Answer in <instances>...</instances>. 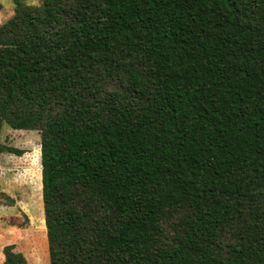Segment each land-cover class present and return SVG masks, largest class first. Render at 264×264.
I'll list each match as a JSON object with an SVG mask.
<instances>
[{
  "label": "trees",
  "instance_id": "obj_1",
  "mask_svg": "<svg viewBox=\"0 0 264 264\" xmlns=\"http://www.w3.org/2000/svg\"><path fill=\"white\" fill-rule=\"evenodd\" d=\"M4 124L50 264H264V0H14Z\"/></svg>",
  "mask_w": 264,
  "mask_h": 264
},
{
  "label": "rangeland",
  "instance_id": "obj_2",
  "mask_svg": "<svg viewBox=\"0 0 264 264\" xmlns=\"http://www.w3.org/2000/svg\"><path fill=\"white\" fill-rule=\"evenodd\" d=\"M13 15L14 0H0V25ZM40 143L38 131L14 130L6 124L1 128L0 146L26 152L22 156L0 152V264L4 248L12 244L28 264H50L43 185L40 189L39 180L31 173V155L36 147L41 149Z\"/></svg>",
  "mask_w": 264,
  "mask_h": 264
}]
</instances>
